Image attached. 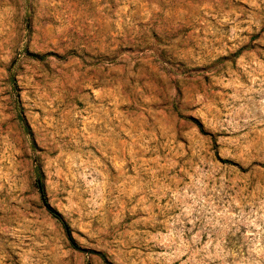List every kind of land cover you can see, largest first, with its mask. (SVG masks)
<instances>
[{
    "label": "rangeland",
    "instance_id": "obj_1",
    "mask_svg": "<svg viewBox=\"0 0 264 264\" xmlns=\"http://www.w3.org/2000/svg\"><path fill=\"white\" fill-rule=\"evenodd\" d=\"M0 264H264V0H0Z\"/></svg>",
    "mask_w": 264,
    "mask_h": 264
},
{
    "label": "trees",
    "instance_id": "obj_2",
    "mask_svg": "<svg viewBox=\"0 0 264 264\" xmlns=\"http://www.w3.org/2000/svg\"><path fill=\"white\" fill-rule=\"evenodd\" d=\"M199 127L202 129V125H199ZM43 195H44V194H43ZM47 207H48V209H49V212H50L55 218L61 220L60 214H58L57 212H55L54 210H52V209L48 206V204H47ZM62 223H63V225H64V227H65V229H66L67 235L71 238V236H70V230H69L68 224L65 223L64 221H62Z\"/></svg>",
    "mask_w": 264,
    "mask_h": 264
}]
</instances>
